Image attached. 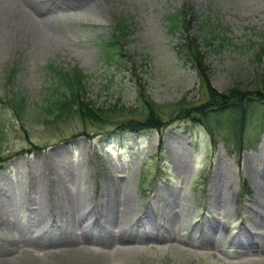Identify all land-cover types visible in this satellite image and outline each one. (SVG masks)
I'll return each mask as SVG.
<instances>
[{"label":"rangeland","instance_id":"obj_1","mask_svg":"<svg viewBox=\"0 0 264 264\" xmlns=\"http://www.w3.org/2000/svg\"><path fill=\"white\" fill-rule=\"evenodd\" d=\"M180 10L184 27L176 22ZM52 13L59 19L49 45L31 47L18 37L0 52V99L6 102H0V264H264V228L250 226V235L239 234L242 223L252 221L253 201L264 198L261 114L241 126L239 152L222 138L212 145L206 131L187 119L99 144V127L76 116L57 120L46 111L64 94L59 76L77 72L85 75L86 98L99 106L121 102L134 108L139 90L162 104L176 103L187 92L192 101L201 100L197 73L179 52L192 36L211 69L213 90L223 92L235 81L253 86L254 74L264 75V0H95L90 7L71 3ZM111 36L123 55L120 64V56L107 55L103 46ZM19 99L21 118L7 105ZM255 139L254 146L244 144ZM107 184L129 191L142 207L165 204L158 195L167 191H176L179 203L156 219V227L125 225L140 243L110 240L101 217L97 225L103 229L93 223L91 230L102 238L84 242L74 227L93 222L91 217L58 207L56 194L86 193L97 210ZM217 184L225 185L229 197L227 215L210 205ZM30 196L52 209L50 220L49 214L47 221L34 218ZM7 201L13 205L2 209ZM209 212L219 220L215 227ZM203 233L219 244L206 245ZM149 234L160 240L151 241ZM238 239L261 247L242 250L230 243Z\"/></svg>","mask_w":264,"mask_h":264},{"label":"trees","instance_id":"obj_2","mask_svg":"<svg viewBox=\"0 0 264 264\" xmlns=\"http://www.w3.org/2000/svg\"><path fill=\"white\" fill-rule=\"evenodd\" d=\"M176 18V22L181 26L184 27L187 24L183 10L178 12ZM120 24L122 23L120 22ZM118 30L123 29L119 28ZM197 41L196 36L186 38L180 45L179 52L192 64L200 78L204 96L201 101H191L186 93L177 103L158 104L140 90L139 104L135 108L124 107L119 103L108 107L97 106L86 98L84 75L77 72L73 76H59L61 83L64 84L65 94L53 100L46 111L48 113L52 111L54 115L51 114L57 120L76 115L85 125L99 127L102 132L112 129L125 134L133 132L136 135L146 130L159 129L168 120L180 116L188 117L202 124L213 143L218 137H221L226 142L241 144V126L247 120L259 113L264 122V75L256 72L253 76L254 85L251 87L235 82L223 92L213 90L208 84L207 72L210 69L204 63V55L200 51ZM116 44L115 37L105 43L112 52L115 51ZM115 52L118 55L121 54L119 50ZM0 101L5 102L3 99ZM23 102L24 99L11 102L13 111L18 114L19 118H21L19 114L23 109ZM225 121H229L231 131L225 129ZM224 130L228 133H224ZM103 139H105L104 134L100 140ZM249 144L253 146L255 142H249Z\"/></svg>","mask_w":264,"mask_h":264},{"label":"bare ground","instance_id":"obj_3","mask_svg":"<svg viewBox=\"0 0 264 264\" xmlns=\"http://www.w3.org/2000/svg\"><path fill=\"white\" fill-rule=\"evenodd\" d=\"M94 2L95 0H0V52L4 51L10 45L9 43L16 41L18 37H26L29 39L31 47L49 45L50 42L54 41V34L58 29L55 23L59 17H56V15L52 13L55 8H67L70 7L72 3L76 9H83L92 6ZM35 186L36 183L33 182L32 188ZM224 187L225 185H216L214 193L211 194L210 205L215 208L217 214H219L218 209H223L225 211L224 214L227 215L228 212H226V210L229 208V197L224 191ZM40 189H42L41 186ZM34 197L39 198L37 196ZM56 197V205H58V207H67L68 211L73 212L82 219L91 217L93 222L87 223L81 228L79 226L74 227V231H80L79 235L84 242H87L88 239L102 238L101 235H94L91 230V226L94 225L93 223L100 229H103V227L97 225V218L101 217L108 238L123 245L142 242L138 235H128L125 233L124 228L126 224L137 223L139 227L148 225L156 227V219H162L169 209L176 207L177 203H179V201H177V192L167 191L163 195H158L159 200L163 201L165 204L142 207L140 204L135 203V201L133 202V196L129 191L121 192L115 190L109 184H107V189L102 195V205L97 210L88 202L89 197L86 193H72L67 195L62 193V190H59ZM35 198L31 196L28 198V200H31L30 212L35 215V217L33 215L32 217L37 221H47L49 214L50 220L51 215L49 212L52 209L44 208L41 204L42 201L38 202ZM253 203L255 208L252 209L251 223L243 222L239 228V234L244 237L250 235L252 230L249 228L250 226H260L264 228V198L255 199ZM180 204L184 206V202H180ZM12 205L10 201H7L1 208L4 209ZM96 212L98 213L97 215L95 214ZM115 214L119 215L120 220L113 221V216ZM208 217L213 219L214 223H212V227H215L216 221L219 222V220L211 213ZM59 221L60 219H57V221L54 220V223ZM106 223H110V225L108 226ZM113 229L118 232L114 233ZM147 236L151 241L160 240L159 236L156 234H149ZM238 236L239 235L235 237ZM203 237L206 239V245L216 246L219 244L213 236L207 233H203ZM192 239L193 237L191 236L190 242H192ZM230 243L235 244L242 250L247 248L252 251L253 249L261 247L251 240L245 242L242 239H238V241H230Z\"/></svg>","mask_w":264,"mask_h":264}]
</instances>
